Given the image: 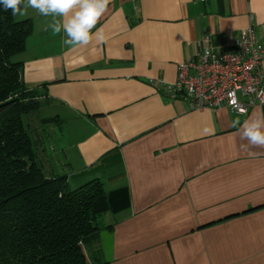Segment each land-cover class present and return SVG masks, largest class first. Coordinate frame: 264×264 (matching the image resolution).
Wrapping results in <instances>:
<instances>
[{"label": "crops", "instance_id": "1", "mask_svg": "<svg viewBox=\"0 0 264 264\" xmlns=\"http://www.w3.org/2000/svg\"><path fill=\"white\" fill-rule=\"evenodd\" d=\"M16 18L32 21L15 58L25 85L44 89L38 122L69 139L49 152L36 140L43 172L129 190V206L97 224L91 264H264V149L242 150L232 127L264 104L193 109L162 89L179 62L250 22L264 43V0H111L96 26L105 40L76 48L51 17Z\"/></svg>", "mask_w": 264, "mask_h": 264}, {"label": "trees", "instance_id": "2", "mask_svg": "<svg viewBox=\"0 0 264 264\" xmlns=\"http://www.w3.org/2000/svg\"><path fill=\"white\" fill-rule=\"evenodd\" d=\"M31 32L30 18L0 6V264H91L97 217L125 210L129 190L107 191L98 178L70 187L65 175L43 172L23 114L39 107L44 89L25 85L15 58Z\"/></svg>", "mask_w": 264, "mask_h": 264}, {"label": "built area", "instance_id": "3", "mask_svg": "<svg viewBox=\"0 0 264 264\" xmlns=\"http://www.w3.org/2000/svg\"><path fill=\"white\" fill-rule=\"evenodd\" d=\"M162 89L193 109L224 106L244 114L262 105L264 97L258 94L264 91V43L257 39L252 22L231 41L201 47L194 57L179 62L175 80Z\"/></svg>", "mask_w": 264, "mask_h": 264}, {"label": "clouds", "instance_id": "4", "mask_svg": "<svg viewBox=\"0 0 264 264\" xmlns=\"http://www.w3.org/2000/svg\"><path fill=\"white\" fill-rule=\"evenodd\" d=\"M110 3L111 0H0V6L4 11H10L13 17H24L29 9L51 17L48 28L52 34L63 32L64 43L73 48L86 47L94 39L101 43L105 40L96 26ZM261 97H264V91L258 94V98ZM261 103L264 104V98ZM232 127L237 130L242 150L251 153L252 149H264V110L252 112L243 122L233 121Z\"/></svg>", "mask_w": 264, "mask_h": 264}, {"label": "rangeland", "instance_id": "5", "mask_svg": "<svg viewBox=\"0 0 264 264\" xmlns=\"http://www.w3.org/2000/svg\"><path fill=\"white\" fill-rule=\"evenodd\" d=\"M42 114L46 115L47 113L43 112V110H36V111H33L29 114H23L24 123L26 124L28 131H29L31 137L33 138V140L36 142L37 139L44 138L45 140L43 141V145H45L47 147V150H48V147L50 148L53 144L56 146H59L58 145L59 142L62 143L63 146L68 147V145H66V142L69 139H68V135L66 134L65 129L60 130V129H58V125H55V124L54 125H48V124H43V123L39 124L38 116H41ZM37 131H41L42 133L40 134ZM38 145H42V143L38 142ZM38 145H36V146L38 147ZM54 151H56V150H54ZM48 152H49V150H48ZM59 156L61 158H63V155L61 152H59ZM106 213H108V212H106ZM109 213H111V212H109ZM111 214H109V215H111ZM105 217L106 216H104V214H101L100 216H98L96 223L98 225L102 224L104 222Z\"/></svg>", "mask_w": 264, "mask_h": 264}]
</instances>
